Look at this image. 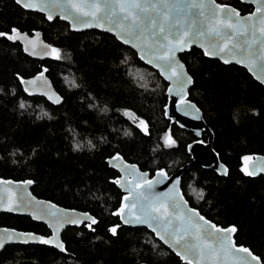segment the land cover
Returning <instances> with one entry per match:
<instances>
[{
	"label": "trees",
	"instance_id": "16d2710c",
	"mask_svg": "<svg viewBox=\"0 0 264 264\" xmlns=\"http://www.w3.org/2000/svg\"><path fill=\"white\" fill-rule=\"evenodd\" d=\"M216 1L240 12L250 9L239 0ZM13 28L40 30L60 58L53 52L49 59L31 58L17 41L0 36V177L30 178L35 196L88 211L97 220L90 229L68 228L64 252L13 244L0 252V264H182L144 227L110 231L119 223L112 211L121 193L107 157L118 152L141 169L169 172L190 160L186 144L194 136L164 116L166 81L107 32L72 31L59 18L49 21L14 0H0V32L11 35ZM179 57L193 79L189 98L202 111L212 147L228 168L220 176L190 167L181 176L182 193L208 219L234 225L235 242L264 262V176L242 170L244 157L264 154V87L244 68L207 58L195 47ZM42 69L61 96L57 104L21 88L23 78ZM168 133L172 146H165ZM0 225L45 229L9 213H0Z\"/></svg>",
	"mask_w": 264,
	"mask_h": 264
},
{
	"label": "water",
	"instance_id": "95a60500",
	"mask_svg": "<svg viewBox=\"0 0 264 264\" xmlns=\"http://www.w3.org/2000/svg\"><path fill=\"white\" fill-rule=\"evenodd\" d=\"M242 3L252 5V10L241 14L239 10L227 3H220L215 0V4L211 3V0H203L205 4L208 5L203 11L204 15H199L200 9L191 8L190 5L193 2L199 3L200 0H141L142 3L152 4L155 3L158 5L159 10L149 9L147 13L142 14V23L140 27L136 30V34L141 36L143 35H151L152 32L156 31L161 24H163L165 33L168 34L170 39H175L176 34L181 29H190V37H185V39L191 38L194 42L188 45L184 50L177 51L175 55V63L179 65H183V69L176 68L177 73H184L186 75H178L173 77L172 79L166 78L164 74H162L161 67L158 65L162 64L161 61H155L154 63H148V59H150L153 53L156 51L158 45L154 43L150 49H145L141 51L140 47L134 45H141V40L136 39L135 37H123V34L119 33V30L115 28L114 23H110L109 20H101V21H92L93 26L84 27L81 26L78 22L79 19L84 20H92L91 17H82L75 9L68 7V0H33L34 3L38 4L39 7L36 8H25L21 4H18L16 0L14 2L20 6L22 9L37 12L42 14L47 20L52 21L55 18H59L62 21H65L69 29L72 31H86V30H98L101 32H107L113 35L116 40L122 43L125 46L130 47L137 55V58L150 66L154 70L158 72V74L166 81V104L164 105V116L169 120L170 123H175L179 128H183L189 131L194 139L186 144V151L190 156V160L178 168L174 169L171 172H167L165 168H156L152 174L149 170H142L136 163L129 162L123 158V156L115 152L111 156L105 159L106 164L109 168L115 170L118 175L112 179L114 185L121 192V197L117 208L112 211V215L118 218L119 223L115 226H111L112 228H116L117 226H127V227H144L149 230L153 236L159 240L166 248H168L171 252H173L181 261L182 264H187V262L181 258L180 255L177 254L178 249L172 247L169 243H166L165 240L161 239L159 235L155 231H153L152 227H149L146 223H125V219H135V215L140 214L141 205L140 203H136L135 207L131 208L132 215H128V209L125 210V213L122 215L114 214L118 213L122 204L127 203L130 207L134 203L135 194L141 189L137 187L144 183L145 180H160V183L154 185L153 192L154 193H168L173 189V185L175 181L178 179L181 182V176L184 171L189 169L192 166H200L203 169L211 170L220 176H225L224 169L228 168L227 166L219 159L217 152L212 147V132L208 125L204 122L202 117V111L198 108L194 101L189 98L188 90L192 84V77L186 69L184 62L181 60L179 55L183 52H188L192 47L199 49L203 55L207 58L217 59L223 64H235L240 65L248 71L250 76L260 83L264 87V61L258 60L254 66H248L249 62L246 59L247 57V45L245 41H251L255 37H260L261 33L259 31L260 27V17L262 13H257L256 9L264 5V0H239ZM91 2V0H88ZM164 4H167L168 7H163ZM216 5L226 6L228 9H235L236 12L239 13V17H249L252 16L253 13L256 15L250 20L247 21L245 26L247 31L242 35L232 36L231 29H223L224 32L228 33L231 44L229 47L231 48V52H219L218 47H222L224 44V40L221 38L210 37L207 35L208 28L211 24L215 23L214 20V12H216ZM51 15L52 19H49ZM121 16L123 14H120ZM167 16V19H165ZM67 17V18H65ZM120 17H114L113 21L119 19ZM221 19H226V15L221 13ZM235 17H233V22H235ZM155 21V25L152 24V21ZM253 26H255V37L253 35ZM112 27L113 30L109 31L108 28ZM20 38L14 39L13 41H17L20 44L22 52L28 55L31 58L44 60L49 59L52 56V47L51 45L45 41L42 37V32L40 30H35L32 33H28L25 31L17 30ZM197 32H204V36L196 35ZM38 34V35H37ZM13 35V33L11 34ZM163 34H158V36L154 39H160ZM124 39H130L131 43H125ZM264 39V37H262ZM31 41V43H29ZM163 43H167V41H161ZM212 44H216L218 47H211ZM232 44L238 45L235 48H232ZM203 45V47L201 46ZM28 49L27 51L25 49ZM208 51L209 54L205 55V51ZM254 52L260 51L259 42L253 45ZM163 51V50H161ZM35 53V54H33ZM145 56L146 58L142 59L141 57ZM233 56L235 59H233ZM228 60V63H225V60ZM238 60L242 62H237ZM175 67V65H173ZM168 75H171V69L167 70ZM42 74V75H41ZM187 77H191V83H185ZM28 81H32V83H28ZM21 88L23 92L28 95H37L42 96L49 102L53 104H57L56 98L59 97V102L61 101L60 94L56 91L54 86L52 85L49 77L46 75L44 69L40 72L23 78L21 80ZM183 88V91H181ZM169 89L172 91L170 92ZM182 101H186V103H182ZM58 102V103H59ZM204 137V138H202ZM119 155L121 160L114 161L112 158ZM252 159L246 161L245 167L248 171H255V175H250L251 177H256L258 175L264 176V171L260 169H264V154L258 153L253 154L251 156ZM125 165L129 166L125 168ZM135 166L132 168L131 166ZM223 166V168L221 167ZM163 170L167 174V179H163L157 176V172ZM146 173L147 175L140 179V174ZM26 181H32L30 178L25 179H12V178H3L0 177V213H9V214H18V215H27L33 221L42 222L48 228H50L51 233L49 235H42L36 233L34 231L28 230H20L11 226L0 225V238H4L5 242L3 247H0V252L9 245H13L16 243L27 244V243H39L44 245H49L55 247L58 251L64 252L65 249L61 250L56 246V243H44L43 240H52L54 234L56 235V239L59 243H62L61 240V232L67 225H75L79 226L83 222H87V226L91 224V220L88 217H92L97 220L91 213L88 211H82L75 208L64 207L59 204L54 203L48 199L40 198L35 196L31 187L33 185V181L31 184H26ZM115 181H120V183H116ZM132 192V197L129 198L128 201L124 200V197L129 196V191ZM179 193L183 196V201L187 202L188 209H195L196 212L199 213L200 216L204 217L205 220L209 221L210 224H215L218 228L227 229L229 227H235L234 225H225L222 226L220 224L215 223L214 221L205 217L200 211L191 206L188 200L184 197L180 184L178 186ZM39 202V203H38ZM55 206L54 208L51 206ZM12 208L13 210H8ZM169 211H173L169 202ZM50 213H55V215H51ZM87 214V215H85ZM173 225L180 226L183 228L185 225H182L180 221H177L174 217ZM198 222L199 218H195ZM78 220V223L65 222ZM60 224L63 226L60 227ZM95 225V224H91ZM58 228V233H57ZM90 228V227H89ZM212 231V229H209ZM171 231V229H169ZM17 234H20L17 238ZM28 234H31L30 236ZM9 235H11L12 239H6ZM223 235V234H217ZM231 241L236 244L237 247L248 248V246H244L242 244H237L234 240V233L230 234ZM190 239V238H189ZM210 243L215 244L216 241L214 239L210 240ZM252 252V251H251ZM254 256L259 257L257 254L252 252ZM240 256H246L245 253H239ZM208 256V253H205V257ZM193 264H197V257L190 256L189 257ZM260 259V264H264V262ZM139 264H150L146 262H140ZM167 264V263H162ZM198 264H239L236 260L235 256L224 257L222 254L217 253L215 256L211 258H199ZM248 264H257V261L252 260L250 257L248 258Z\"/></svg>",
	"mask_w": 264,
	"mask_h": 264
},
{
	"label": "snow or ice",
	"instance_id": "6c2138e0",
	"mask_svg": "<svg viewBox=\"0 0 264 264\" xmlns=\"http://www.w3.org/2000/svg\"><path fill=\"white\" fill-rule=\"evenodd\" d=\"M18 4H21L25 8H36L39 7L38 4L34 3L33 0H16ZM212 4H215V0H211ZM68 7L75 9L76 12L80 14L82 17H91L92 20H84L78 19V22L81 26L91 27L93 26L92 21H101V20H109L110 23L115 24V28L119 30L120 34H123V37H135L136 39L141 40V45H134L141 48V51L145 49H150L154 43L158 45L156 51L153 53L152 57L148 59V63H154L155 61H161L162 64L158 65L161 67L162 74L166 76L168 79H172L178 75H186L184 73H177L176 68L183 69V65H179L175 63V55L177 51H182L188 45L193 43L194 41L191 38L185 39V37H190V29H181L177 32L175 39H170L168 34L165 33V29L163 24L159 26V28L152 32L151 35H143L141 36L136 34V30L140 27L142 23V14L147 13L149 9L159 10L158 5L155 3L145 4L142 3L141 0H68ZM163 7H168L167 4H164ZM191 8L200 9L199 15H204V9L208 7L207 4L200 0L199 3L193 2L190 5ZM216 12H214V20L215 23L211 24L208 28L207 35L210 37L221 38L224 40V44L222 47H218L216 44H212L211 47L217 48L219 52L229 51L231 52V48L229 44H231V39L228 33L224 32L223 29H231V35H242L247 31L245 26L247 21H250L256 13H253L252 16L249 17H239V13L236 12L235 9H228L226 6L216 5ZM257 13H262L260 17V27L259 31L261 33L260 37H255V26H253V35L254 39L250 42L245 41L247 45V57L249 64L248 66L251 69V66H254L258 60L264 61V5L258 7L256 9ZM223 13L226 15V19H221L220 14ZM120 14H123L122 16ZM120 17L113 21L114 17ZM233 17H235V22H233ZM67 18V17H65ZM49 19H52L51 15ZM167 19V16H165ZM152 24L155 25V21H152ZM109 31H112L113 28L109 27ZM13 35L8 33L0 32V36H7L8 39H19L20 36L17 32V29H12ZM158 34H163L160 39H154L158 36ZM199 36H204V32L195 33ZM38 35V34H37ZM161 41H167V43H163ZM125 43H131L130 39H124ZM259 42L260 51L254 52L253 45ZM31 43V41H29ZM203 47V45H201ZM238 45L232 44V48L237 47ZM28 50L27 48L25 49ZM163 50V51H161ZM53 53H56L57 59H59V50L53 48ZM35 54V53H33ZM209 52L206 50L205 55H208ZM142 59L146 58L145 56L141 57ZM233 59L235 57L233 56ZM228 63L229 61L226 59L224 61ZM237 62H242L238 60ZM175 65V67H173ZM171 69V75H168L167 70ZM42 75V74H41ZM142 78V77H141ZM28 83H32V81H28ZM185 83H191V77H187ZM171 92L172 90L169 89ZM183 91V88H181ZM56 102H59V97L56 98ZM182 103H186V101H182ZM21 108L24 107V104L21 103ZM131 115L129 113H126ZM143 124V121H141ZM146 130V127H145ZM127 134V133H126ZM175 144V141L172 139L171 134L168 133L165 136V146H172ZM79 147V145H77ZM114 161L121 160L119 155L112 158ZM245 161L252 159L251 157H244ZM129 166L125 165V168ZM135 168V166H131ZM223 168V166H221ZM245 171L247 175H255V171H248L246 168L242 169ZM264 171V169H260ZM224 174H227V169H224ZM147 174H140V179H143ZM157 176L163 179H167V174L160 170L157 172ZM116 183H120V181H115ZM160 180H145L143 184L138 185L141 191L137 192L134 197V203L131 207L125 203L121 205L118 213L122 215L125 213V210L128 209V215L131 216V208L136 206V203H140L141 210L139 215H135V219H125V223H146L149 227L153 228V231L160 236L161 239L165 240L166 243H169L172 247L177 248V254L184 259L187 264H193V261L189 258L190 256L197 257V264L199 258H211L215 256L217 253L222 254L224 257L235 256L236 260L239 264H248V258L250 257L252 260L257 261V264H260V259L257 256H254L252 252L248 248L237 247L234 242L231 241V233L236 231L235 227H229L227 229L218 228L215 224H210L209 221L205 220L204 217L200 216L195 209H188L187 202L183 201V196L179 193L178 186L180 181L177 179L175 184L173 185V189L168 193H154L153 188L154 185L160 183ZM26 184H31L32 181H26ZM195 192L196 190L193 189ZM131 190L129 191V196L124 197L125 201H128L130 197H132ZM203 191H199L197 193L198 198H203ZM169 202L173 211H169ZM39 203V202H38ZM51 207H55L54 205ZM8 210H13L9 208ZM51 215H55V213H50ZM87 215V214H85ZM175 218L177 221H180L182 225H185L183 228L180 226L173 225V219ZM198 217V222L195 218ZM91 220V224H95L96 221L92 217H88ZM78 223V220L65 221ZM91 224L89 227H91ZM63 225L60 224V227ZM118 227V226H117ZM171 229V231H169ZM209 229H212L210 231ZM110 231L115 234L116 228L110 229ZM58 233V228H57ZM223 234V235H217ZM20 234H17V238ZM29 236L31 234H28ZM13 237L9 235L6 239H12ZM190 238V239H189ZM44 243H56V246L61 250L64 249L62 243H59L56 239V235L52 240H43ZM214 239L216 241L215 244L210 243V240ZM5 242L4 238H0V247H3ZM208 253V256L205 257V253ZM239 253H245L246 256H240Z\"/></svg>",
	"mask_w": 264,
	"mask_h": 264
},
{
	"label": "flooded vegetation",
	"instance_id": "af4514ba",
	"mask_svg": "<svg viewBox=\"0 0 264 264\" xmlns=\"http://www.w3.org/2000/svg\"><path fill=\"white\" fill-rule=\"evenodd\" d=\"M247 5H249V4H247ZM250 6V9L248 10V11H246V12H240L241 14H244V13H247V12H249V11H251L252 10V5H249ZM238 66V65H237ZM239 67H242V66H240L239 65ZM242 68H244V67H242ZM245 70H246V68H244ZM247 71V70H246ZM247 73H248V71H247ZM249 74V73H248ZM249 157V156H248ZM251 157V156H250ZM245 163H246V161L244 160V168H246L245 167ZM140 168V167H139ZM141 169V168H140ZM142 170H144V169H142ZM115 171V170H114ZM150 171V170H149ZM154 171V170H153ZM153 171H150L151 172V174H152V172ZM116 172V171H115ZM167 172H169V171H167ZM171 172V171H170ZM118 175V173L116 172V174H115V177ZM250 176V175H249ZM259 176V175H258ZM114 177V178H115ZM118 189V188H117ZM119 190V189H118ZM121 193V192H120ZM13 215H16V216H26V217H28V218H30L29 216H27V215H18V214H13ZM31 219V218H30ZM32 220V219H31ZM33 221V220H32ZM34 222H36V223H39V224H41V225H43L44 227H45V229H44V231L43 232H36V231H34V232H36V233H39V234H42V235H49L50 233H51V230H50V228H48L44 223H42V222H37V221H34ZM119 222V221H118ZM96 224V223H95ZM82 226H84L86 229H90L93 225H91V227L89 228L88 226H87V222H83V223H81L79 226H75V225H67L63 230H62V232H61V234H60V236H61V240L63 241V243H64V249H65V242H64V240H63V234H64V232L68 229V228H72V227H82ZM15 228V227H14ZM18 229V228H17ZM20 230H23V229H20ZM28 231H33V230H28ZM27 244H31V245H36V246H47L48 248H50V249H54V250H57L55 247H53V246H49V245H44V244H39V243H27ZM27 244H21V243H16V245H27ZM58 251V250H57ZM60 252V251H59Z\"/></svg>",
	"mask_w": 264,
	"mask_h": 264
},
{
	"label": "bare ground",
	"instance_id": "6f19581e",
	"mask_svg": "<svg viewBox=\"0 0 264 264\" xmlns=\"http://www.w3.org/2000/svg\"><path fill=\"white\" fill-rule=\"evenodd\" d=\"M96 218V217H95Z\"/></svg>",
	"mask_w": 264,
	"mask_h": 264
}]
</instances>
